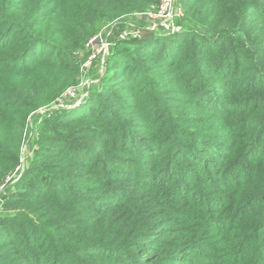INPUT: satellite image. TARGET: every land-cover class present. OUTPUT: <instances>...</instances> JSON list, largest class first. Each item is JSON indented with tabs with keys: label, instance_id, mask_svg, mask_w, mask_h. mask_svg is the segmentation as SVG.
Returning <instances> with one entry per match:
<instances>
[{
	"label": "trees",
	"instance_id": "obj_1",
	"mask_svg": "<svg viewBox=\"0 0 264 264\" xmlns=\"http://www.w3.org/2000/svg\"><path fill=\"white\" fill-rule=\"evenodd\" d=\"M152 1L0 0V181L74 50ZM180 3L179 31H144L42 119L0 264H264V0Z\"/></svg>",
	"mask_w": 264,
	"mask_h": 264
},
{
	"label": "rangeland",
	"instance_id": "obj_2",
	"mask_svg": "<svg viewBox=\"0 0 264 264\" xmlns=\"http://www.w3.org/2000/svg\"><path fill=\"white\" fill-rule=\"evenodd\" d=\"M181 23V19L175 17L170 25V30L160 31V33L166 34L168 32L179 31L182 28ZM145 24L146 22L143 19L134 17L133 12L112 17L105 21L95 33L91 34L83 44L74 50L70 58L75 69L70 71L61 70L59 76L58 83L61 84L62 90L49 103L28 112L24 120L19 144V158H23V172L28 164V160L34 154L39 136L47 132L48 120L43 121L42 119L54 111L62 108L69 109L79 105L89 95L90 91L104 85L110 73L109 67L114 62L117 51L120 48L133 44L135 41L133 39H139L136 37L118 38L119 32L124 28L128 29L132 26L143 27ZM99 33L100 37L107 42L108 48L104 53L100 52L97 57H88L91 54L92 43L87 46V42L89 43L90 39ZM93 47H95L94 44ZM73 87L77 89V94L74 97L65 98V102H62V105H60V101L58 100L60 96L68 88ZM15 184L16 182H13L7 186V193L10 189L14 188Z\"/></svg>",
	"mask_w": 264,
	"mask_h": 264
},
{
	"label": "built area",
	"instance_id": "obj_3",
	"mask_svg": "<svg viewBox=\"0 0 264 264\" xmlns=\"http://www.w3.org/2000/svg\"><path fill=\"white\" fill-rule=\"evenodd\" d=\"M134 17L143 19L146 24L143 27L132 26L128 29L124 28L119 32L118 38L136 37L139 38L144 31H168L173 20L183 16V9L180 0H153L152 3L144 10L133 12ZM100 33L95 35L87 42V46L91 44L88 57H97L99 53H104L107 50V42L101 37ZM93 44L95 47H93ZM89 62V61H88ZM77 94L75 87L68 88L58 99L60 105L65 102V98L74 97ZM23 158H19V163L14 169L8 172L0 181V212L3 209L7 186L16 182L23 172Z\"/></svg>",
	"mask_w": 264,
	"mask_h": 264
}]
</instances>
